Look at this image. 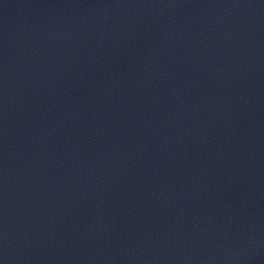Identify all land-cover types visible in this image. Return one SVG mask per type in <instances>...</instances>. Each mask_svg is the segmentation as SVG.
<instances>
[{
	"label": "water",
	"instance_id": "water-1",
	"mask_svg": "<svg viewBox=\"0 0 264 264\" xmlns=\"http://www.w3.org/2000/svg\"><path fill=\"white\" fill-rule=\"evenodd\" d=\"M0 264H264V0H0Z\"/></svg>",
	"mask_w": 264,
	"mask_h": 264
}]
</instances>
